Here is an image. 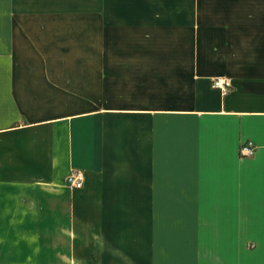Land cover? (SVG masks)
Instances as JSON below:
<instances>
[{
	"label": "crops",
	"instance_id": "0c3cea01",
	"mask_svg": "<svg viewBox=\"0 0 264 264\" xmlns=\"http://www.w3.org/2000/svg\"><path fill=\"white\" fill-rule=\"evenodd\" d=\"M185 4L102 0L74 46L1 28L0 264H264V0Z\"/></svg>",
	"mask_w": 264,
	"mask_h": 264
},
{
	"label": "rangeland",
	"instance_id": "374dc122",
	"mask_svg": "<svg viewBox=\"0 0 264 264\" xmlns=\"http://www.w3.org/2000/svg\"><path fill=\"white\" fill-rule=\"evenodd\" d=\"M183 1L187 7L190 0ZM101 8L102 0H0V30L18 31L19 40L42 41L37 33H47L43 26L50 20L51 39L74 46L96 40L95 12ZM37 264H47V258L38 256Z\"/></svg>",
	"mask_w": 264,
	"mask_h": 264
},
{
	"label": "built area",
	"instance_id": "2783aa9c",
	"mask_svg": "<svg viewBox=\"0 0 264 264\" xmlns=\"http://www.w3.org/2000/svg\"><path fill=\"white\" fill-rule=\"evenodd\" d=\"M211 85L213 88H217L222 92H227L230 87H232V82L230 79L225 77H215L213 78ZM256 144L252 140H247L241 144L240 153L242 156H252L256 151ZM66 184L74 189H79L83 187L85 181V173L82 169L72 168L69 174L66 176Z\"/></svg>",
	"mask_w": 264,
	"mask_h": 264
}]
</instances>
